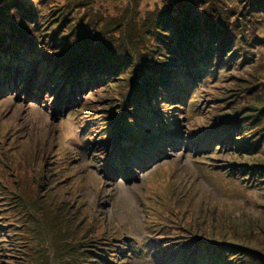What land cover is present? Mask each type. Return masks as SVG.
Masks as SVG:
<instances>
[{
  "label": "rangeland",
  "instance_id": "374dc122",
  "mask_svg": "<svg viewBox=\"0 0 264 264\" xmlns=\"http://www.w3.org/2000/svg\"><path fill=\"white\" fill-rule=\"evenodd\" d=\"M30 1L32 6L39 5L38 0ZM52 1L68 5L67 10H59L64 14L68 11L71 16L68 26L78 16L91 22L89 13L92 20L103 17V26L121 20L133 26L150 12L154 16L175 17L178 3L176 0H47L51 4L49 9L54 5ZM120 26L112 33V40L105 38L113 46L128 38V31L121 35ZM123 26L124 31L129 25ZM211 47L215 59L223 63L219 68L213 67L207 77L200 73L191 75L192 85L200 87L201 103L173 105L170 100L165 109L169 112V125L162 122L163 130L157 132L159 126L155 122L145 123L153 129L149 133L145 131L146 136L155 134V140L165 141L159 145L157 157L138 168L123 166L124 163L116 167L120 159L124 160L123 148L127 146L123 138L128 136L125 126L119 124L123 102L120 95H115L118 78L99 80L75 92H62L52 78L46 82L39 80L41 69L35 63L26 67L1 66L0 162L6 163L0 164V169L15 170L0 177L4 181L17 179L22 174L17 167L20 162L23 164L25 155L29 158L27 165L46 176L44 188L52 186L62 201L68 202L72 214L78 209L86 212L83 215H88L91 222L98 219L95 231L101 233L103 229L108 233L94 250L93 260L98 264H197L192 257L185 259L184 255L197 252L202 241L215 243L212 248L215 245L238 248L235 257L244 259L240 264H264V191L253 184V176L249 175L255 170L252 161L256 153L244 151L247 140L240 134L209 121L215 108L224 105L215 102L217 90L237 84V77L243 76L249 66L234 56L235 46L226 48L216 39ZM187 48L183 49L184 60L191 61L195 53ZM38 50L41 53L40 45ZM261 77L264 84V73ZM141 129L134 128L135 132ZM22 177L18 183L30 187ZM29 191L23 194L29 201L34 200L41 208L47 205L49 213L53 212L49 204L37 200L35 188L34 192ZM14 199L11 192L0 186V264H19L22 258L19 256L23 255L24 245L15 240L12 226L20 220ZM170 209L175 214L170 215ZM52 216L57 217L58 213ZM53 221L49 226L56 228L57 220ZM197 235L201 236L199 244ZM46 249L42 246L37 251L36 257L41 259L35 258V264L46 262Z\"/></svg>",
  "mask_w": 264,
  "mask_h": 264
},
{
  "label": "trees",
  "instance_id": "16d2710c",
  "mask_svg": "<svg viewBox=\"0 0 264 264\" xmlns=\"http://www.w3.org/2000/svg\"><path fill=\"white\" fill-rule=\"evenodd\" d=\"M176 1L175 17H159L150 12L146 14V19L137 21L133 26L125 24V20H121L123 24L119 21L103 26V17L92 20L93 15L89 13L94 26L79 16L68 26L71 16L66 11L67 4L52 1L54 5L49 9L51 4L47 0H38L37 7L32 6L30 0H0V57H8L15 64L24 65L38 56L52 67V72H56L53 77L57 83L65 84L69 89L118 78L120 81L115 95H120L123 102L119 124L125 126L128 136H124L123 142L128 144L144 136L140 130L135 132V127L151 132L153 129L145 123L156 121L162 126V120L169 122L167 114L160 113L162 120L155 119L154 115V111L166 107L168 97L181 105L185 102L191 105L201 103L198 88L194 90L192 99L188 98L192 86L188 73L192 70L209 75L211 68H219L223 61L215 59L211 47L216 39L226 48L235 46L234 56L245 62L249 70L237 77L234 86L217 90L215 102H223L224 105L221 109L215 108L209 121L220 128H229L233 134H240L247 140L244 151L254 150L256 153L252 161L255 170L249 175L253 176V184L261 186L264 191V84L261 82L264 73V17H261L264 0H233L229 3L225 0L222 3L219 0ZM61 9H66L65 14L59 11ZM108 25H114V28ZM119 25L121 35L128 31V38L113 46L108 39H113L112 33ZM123 25L129 26L123 31ZM71 37L76 38L75 41ZM211 39L213 41L209 43ZM39 45L42 50L36 54ZM186 47L195 53L191 61L184 60L183 49ZM138 121L141 123L137 124ZM34 156L36 158V154ZM28 160L24 155L23 164H18L17 171L22 174L17 179L13 177L11 181H4L0 177V186L11 192L15 198L13 203L18 205L16 213L20 220L12 226L15 240L24 245L19 264H35V258L40 261L41 258L36 256L42 246L47 248V264H98L93 260L96 255L94 250L97 249V241H104L107 233L103 230L96 232V219L91 222L90 217L80 210L75 209L72 214L68 202L62 201L52 186L44 188V174L32 170L27 165ZM5 163L3 160L0 162ZM14 170L4 172L0 169V175L13 173ZM21 177L26 178L30 187L25 188L18 183ZM27 189H30L29 193L36 194L37 200L49 204L53 212L49 213L47 205L41 208L34 200L29 201L23 195ZM169 212L170 215L175 214L173 209ZM56 213L57 217L52 216ZM55 219L56 228H51L49 223L51 220L55 223ZM196 240L199 244L201 236L197 235ZM37 241L38 245L35 244ZM200 244L197 252L185 254L184 258L192 257L197 264H240L244 260L235 257L239 253L235 251L238 248L227 249L217 245L212 248L215 244L212 241Z\"/></svg>",
  "mask_w": 264,
  "mask_h": 264
}]
</instances>
